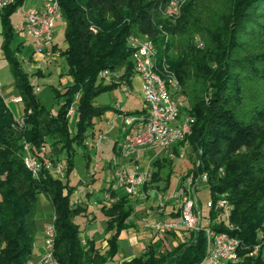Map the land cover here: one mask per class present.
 Returning <instances> with one entry per match:
<instances>
[{
	"label": "trees",
	"instance_id": "obj_1",
	"mask_svg": "<svg viewBox=\"0 0 264 264\" xmlns=\"http://www.w3.org/2000/svg\"><path fill=\"white\" fill-rule=\"evenodd\" d=\"M23 1L15 0L0 10L2 49L23 112V126L18 127L0 94V264H27L32 258L41 193L52 207L54 256L59 264H104L112 260L120 232L133 226L129 221L133 204L128 196L112 191L113 202L99 200L106 231H112L102 253L92 238L81 236L76 222L78 216L90 214L86 204H69L76 188L69 183L76 150L81 148L88 168L91 154L86 141L94 132L93 119L113 109L93 103L99 93L117 87L97 82V76L102 71L122 72L121 80L130 87L136 72L126 40L132 35L152 42L159 74L173 75L179 84L176 93L190 97L191 130L184 141L172 146V151L177 155L181 145H189L196 157L190 173L205 172L210 198L215 200L223 194L230 204L228 220L234 229L229 233L242 246L240 260L232 264H264V250L255 256L246 255L261 240L259 232L264 239V93L256 95L258 91H254L244 97L241 75L234 71L241 68L253 72L251 79L264 86V0H184L175 20L164 16L169 0H58L66 44L59 54L66 62L71 84L62 94L53 89L56 96L65 97L56 114L40 103L28 73L16 54L6 48L13 30L9 17ZM207 3L211 7L203 12ZM260 36V46L250 51V41ZM195 39L205 48H197ZM49 48L54 51L56 47L52 43ZM171 50L174 55H170ZM76 94L77 118L72 131L69 110ZM244 100L248 110L241 113L238 105ZM143 112L140 108L128 114ZM179 112L181 115L180 107ZM22 141L30 144L42 163L63 158L64 173L54 176L42 168L34 178L22 160ZM41 146L49 148L46 154L40 153ZM112 148L118 154V141ZM171 164L166 156L154 159L152 183L163 178L167 181ZM101 190L104 193L109 188ZM213 228L228 231L222 224ZM204 251L202 231L191 234L187 241H178L175 233L167 232L150 241L140 255L119 264H195Z\"/></svg>",
	"mask_w": 264,
	"mask_h": 264
},
{
	"label": "built area",
	"instance_id": "obj_2",
	"mask_svg": "<svg viewBox=\"0 0 264 264\" xmlns=\"http://www.w3.org/2000/svg\"><path fill=\"white\" fill-rule=\"evenodd\" d=\"M15 0H0V10L14 3ZM184 0H169L164 11V16L175 20L180 14V6ZM23 19V29L31 38L36 51L44 53L53 43V32L55 22L61 18V11L58 0H42L41 6L28 5L27 0L19 6ZM127 46L131 50V59L135 72L141 79V114H124L123 128L126 135L118 142V156L111 161L109 170V181L107 187L109 191L103 193V200L111 203L115 198L112 191L128 196L130 199L141 192L143 199L152 193L157 200L156 209L158 213H164L166 204L174 202L169 209L170 213H175L176 217H169L168 213L162 214L164 217L148 219L143 222L145 229L155 232L157 235L167 232L175 233L178 241H187L191 234L202 231L205 236V251L202 259L195 264H232L240 260L242 249L240 240L231 235L233 225L225 215L226 221L222 219L223 210H230V204L224 199L223 194L215 200H208L207 208L214 211L209 212L206 224H202V213L195 196V185L201 173H189L188 184L177 187L171 194L163 190L152 187V172L149 162L142 169H139L131 157L143 154L152 150L156 154L163 152L172 155L171 148L177 142L185 140L190 133L193 118L189 115L181 117L179 105L174 98L179 90V84L173 75L163 77L159 74L155 65V49L152 42L139 36H129L126 40ZM110 77L121 82L120 88L123 93L128 91L125 80H121L122 72L102 71V77L108 74ZM1 94V90H0ZM21 97L18 95L11 98V102L20 103ZM72 109L69 110V114ZM15 118L18 127L23 126L22 116ZM105 140V135L100 132L97 135L89 136L86 146L89 151L98 147L100 141ZM186 143L180 147L178 154L183 156ZM40 153L46 154L49 148L40 147ZM22 160L24 166L30 171L34 178L39 176L42 168L47 169L52 175L59 176L64 173L66 163L63 158L53 162L46 159L44 163L40 161L27 141H22ZM155 154V155H156ZM98 157L95 162H99ZM108 164V163H107ZM95 174V169L91 175ZM205 177H206V173ZM146 186V189L142 187ZM81 203L80 199L69 200L70 205ZM54 216L43 226V253L36 260H29L27 264H59L54 256L55 227ZM222 224L228 231L215 230L213 226ZM85 244L84 239L81 240ZM264 250V242L253 245L246 255L255 256L259 251Z\"/></svg>",
	"mask_w": 264,
	"mask_h": 264
},
{
	"label": "rangeland",
	"instance_id": "obj_3",
	"mask_svg": "<svg viewBox=\"0 0 264 264\" xmlns=\"http://www.w3.org/2000/svg\"><path fill=\"white\" fill-rule=\"evenodd\" d=\"M28 5H34L33 2L27 1ZM211 7L210 3L203 6V12ZM23 19L21 15L20 7H18L9 17V24L13 27L12 37L7 45V50L9 52H14L16 57L22 64L24 70L28 73L31 83L33 84L34 92L39 99L40 103L49 110L50 113L56 114L61 104L65 101V97L60 95L56 96L53 89L58 90L62 94L65 90L66 84L63 78L66 76V62L59 50L64 49V21L59 18L55 22L54 32H53V43L55 45V50L52 51L48 48L47 52L41 53L35 50L31 38L23 29ZM168 39H174L172 36H168ZM260 38L252 39L250 41V51H255L261 44ZM3 41V25L1 23L0 17V90L1 95L6 102V104L14 110L13 113L18 114L17 107L20 109V116H22V103H12L11 98L18 96V92L14 86L13 78L9 70L7 60L4 57V51L2 49ZM197 42V48L203 49L202 41L195 39ZM175 51L171 50L170 55H174ZM241 75V90L244 97H250L254 94V91H258L259 95L264 93V86L257 82L254 78L251 79L253 72L242 70L241 68H236L234 70ZM111 74L109 73L105 77H102L101 72L97 76V82L103 84H111ZM261 91V92H260ZM121 88H116L114 90H106L99 93L93 103L96 105H106L112 107L116 102H113L112 95L119 97V102L121 107H117L118 111L107 110L103 112L100 116H96L93 119V131L96 134L102 132L105 135V140L98 143V147L95 148L91 153L93 161L90 162L89 167L85 165L83 159L82 150L80 147L77 148L76 154L74 155V168L69 176V183L76 188L71 194V198L77 197L78 192H90L88 201L86 203L88 212L90 214L84 216H78L76 222L78 226L83 230L84 236L93 238L98 246L101 245L104 238L109 234L106 231V222L103 213L100 210V205L98 203L99 199H102L101 188L106 186L109 181L108 169L105 167L106 162L110 160L113 156V144L119 137L122 136L123 128V116L130 112H134L136 109L141 108L142 103L139 95L133 92H126L128 96V103L122 100L120 95ZM125 94V93H124ZM254 96V95H253ZM180 110L181 117L189 115V104L190 97L183 96L180 91L174 95ZM77 94L71 104L72 112L69 114V127L72 131L75 129L76 118H77ZM113 108V107H112ZM246 100L242 101L241 105H238L239 112L244 113L247 109ZM112 111L113 115L110 117L108 112ZM121 138V137H120ZM95 154L101 157L100 161L102 163L95 162ZM164 156L163 152L160 153L159 157ZM62 157V156H61ZM172 161L170 167V174L167 181L158 182L152 184L153 188L157 190H163L171 194L177 187L181 185H187L189 179V173L191 168L195 166L196 157L193 155L192 148L189 145H185L183 150V156L179 154L168 155ZM95 169L94 180L91 181V171ZM166 170L163 173V177ZM205 172H201L200 177L195 185V196L198 201V205L202 213V224H206V218L209 215V208H207L206 203L210 200V190L206 181ZM84 198V194L82 195ZM224 199V195L222 196ZM140 207L136 208V214L139 215ZM146 208L144 209L145 212ZM52 207L49 201L45 199L44 194L38 195L37 210L38 215V226L43 220L51 216ZM226 217H229V210H223L222 219L226 221ZM133 232V231H132ZM260 241L258 243L264 242L262 239V232H259ZM149 238L145 237L142 241L145 244L149 242ZM123 251L125 255L128 256L127 247H125V241L119 242V254L122 257ZM37 253L32 251V260L36 261ZM118 257V258H120ZM104 264H118V260L112 259L106 261Z\"/></svg>",
	"mask_w": 264,
	"mask_h": 264
},
{
	"label": "crops",
	"instance_id": "obj_4",
	"mask_svg": "<svg viewBox=\"0 0 264 264\" xmlns=\"http://www.w3.org/2000/svg\"><path fill=\"white\" fill-rule=\"evenodd\" d=\"M32 2V1H31ZM41 2L42 0H35L33 1L34 5L35 6H41ZM54 44V43H53ZM66 47V44L64 46V48ZM112 79V84H117V87L116 88H120V85H119V82L115 79H113V77H111ZM63 81L66 83L64 84L65 86H68L71 84V78L66 75L64 78H63ZM115 88V89H116ZM140 88H141V79L139 77V75H137V73H135L132 77H131V85L130 87L128 88V91L130 92H133V93H136L139 95V98L141 100V103H142V97H141V91H140ZM127 91V92H128ZM120 95L122 96V100H124V102L128 103V96L126 95V93L124 94L122 91L120 92ZM112 100L113 102H116L112 107H113V111H118L117 110V107H121V103L119 102V97L116 96V95H112ZM13 103V102H12ZM18 104V103H16ZM7 105V104H6ZM8 106V105H7ZM142 107V106H141ZM8 108L10 109V111L12 112L13 116L14 117H17V116H20V109L19 107H17V111H18V114L16 115L15 112L13 113L14 110H11V108L8 106ZM140 109V108H139ZM139 109H136V110H139ZM109 116L111 117L113 115L112 111L108 112ZM93 136L97 135L96 132H93L92 134ZM122 135V134H121ZM126 135V133H125ZM121 137V138H120ZM119 137V140H116V141H120L123 137L120 136ZM182 146V145H181ZM180 146V147H181ZM179 147V149H180ZM94 150V149H93ZM93 150H91L90 152H92ZM179 151V150H178ZM161 152L157 153L155 151H152V150H149V151H146L145 153L143 154H139V155H136V156H133L130 158V160H133L135 161V164L138 166L139 169H142L144 166L147 165V163L149 162V167L153 170V167H152V162L154 159H156L157 157H159ZM171 153L174 154V152L172 151V148H171ZM91 154V153H90ZM156 154V155H155ZM117 153H115V151H113V156L110 158L109 161H113L115 158H117ZM164 156H168L167 154L163 153ZM96 157H98L99 159H101V157H99L98 154H95ZM163 157V156H161ZM93 161V158L91 156V162ZM108 161V162H109ZM103 161H99L97 163H102ZM106 162V168H107V163ZM108 173H109V170H108ZM165 182L164 181V178L161 179L159 182ZM154 184V183H153ZM107 186V185H106ZM103 188V187H102ZM143 189H146V186H143L142 187ZM165 193L166 190L164 191ZM103 193V192H102ZM84 194V198H83V195ZM90 195V192H78V195L76 198L74 199H80L81 203H84L86 204L87 201H88V197ZM103 196V195H102ZM71 198V197H70ZM45 199L48 201V199L45 197ZM72 199V198H71ZM101 200L102 202H105L103 200V197L102 199H99ZM98 200V203L100 204ZM131 203L133 204V213L131 215V217L129 218V221L133 223V226L128 228V229H125V230H122L118 236V251L117 253L114 255L113 259H116L118 260V264L123 261V260H130L131 258L135 257V256H138L142 253V251L144 250L145 246L150 242V241H155L159 235H157L155 232L151 231V230H148V229H145L144 226H143V222L145 220H148V219H155V218H158V217H164V215L162 214H165V213H168L169 217H172V218H175V213H170L169 212V209L171 207H173L174 205V202L173 201H170L166 204V207L164 209V213H158L157 209H156V206H157V200H156V196L155 194H151L149 195L147 198L143 199L141 197V192L138 193L137 196L131 198ZM137 207H140V211H139V215H137L136 213V208ZM146 208L145 212H144V209ZM53 216V212H51V216H49L48 218H46L45 220L42 221V223L39 224L38 226V215L36 214L35 216V219H36V226H37V234L35 236V239H34V243H33V250L34 252L37 253V258L36 260L41 256V254L43 253V233H42V228L43 226L52 218ZM133 231V232H132ZM109 234L104 238V240L102 241L101 245L98 246L96 244L97 247H99L100 251L103 253L106 249H107V238L112 234V231H108ZM81 236L84 238V239H88L89 237H85L84 236V232L82 230L81 232ZM145 237H148L149 238V242L147 244L143 243V242H140L143 240V238ZM93 239V238H92ZM94 240V239H93ZM95 241V240H94ZM125 241V247H127V252H128V256L125 255V252L123 251L122 253V257H120L119 254V242H124ZM96 243V242H95ZM120 257V258H118ZM32 260V258H31Z\"/></svg>",
	"mask_w": 264,
	"mask_h": 264
}]
</instances>
